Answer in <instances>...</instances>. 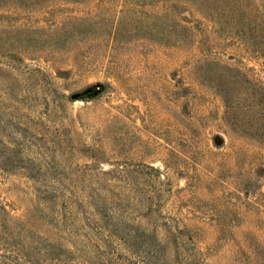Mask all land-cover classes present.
I'll list each match as a JSON object with an SVG mask.
<instances>
[{
    "label": "rangeland",
    "instance_id": "1",
    "mask_svg": "<svg viewBox=\"0 0 264 264\" xmlns=\"http://www.w3.org/2000/svg\"><path fill=\"white\" fill-rule=\"evenodd\" d=\"M150 9L0 0V201L70 250L77 237L70 264L107 252L99 221L65 220L69 208L40 191L73 189L85 203L93 194L128 230L164 236L169 221L206 264H264V151L232 131L205 73L210 61L260 67L199 15H186L192 43L161 40ZM8 155L21 163L4 169Z\"/></svg>",
    "mask_w": 264,
    "mask_h": 264
},
{
    "label": "trees",
    "instance_id": "2",
    "mask_svg": "<svg viewBox=\"0 0 264 264\" xmlns=\"http://www.w3.org/2000/svg\"><path fill=\"white\" fill-rule=\"evenodd\" d=\"M141 7L156 12L153 28L148 29L166 42L184 46L194 39L193 28L187 14L199 15L216 26L222 37L233 40L241 52L246 53L260 68L246 69L224 65L218 61L207 63L208 84L216 89L225 105L226 120L232 131L253 140L264 151V0H132ZM152 15V13H151ZM81 34L77 30L72 31ZM71 32V33H72ZM70 34V33H69ZM67 37V36H66ZM244 60V59H242ZM243 64V62H241ZM253 74V76L250 75ZM96 88L79 94L85 99ZM1 159V158H0ZM21 163L13 155L7 156L4 169H12ZM28 177L35 179L32 172ZM75 190H44L39 197L47 204L54 200L61 205L65 220L79 216L97 218L99 228L95 238L107 252L96 258L93 264H206L196 244L184 241L183 232L167 224L166 235L158 227L125 229L106 215L105 208L96 196L88 195L85 203ZM61 226H64V220ZM69 235L76 233L69 230ZM72 249L60 239L52 241L38 234L27 222L15 219L0 201V264H70V258L82 254L77 237L72 239Z\"/></svg>",
    "mask_w": 264,
    "mask_h": 264
}]
</instances>
